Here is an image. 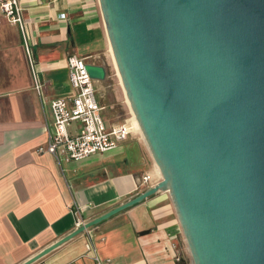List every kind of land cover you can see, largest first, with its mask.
<instances>
[{"label":"water","instance_id":"water-1","mask_svg":"<svg viewBox=\"0 0 264 264\" xmlns=\"http://www.w3.org/2000/svg\"><path fill=\"white\" fill-rule=\"evenodd\" d=\"M114 67L193 264H264V0H98ZM89 77L107 79L87 63ZM148 231H143L141 234Z\"/></svg>","mask_w":264,"mask_h":264},{"label":"crops","instance_id":"crops-1","mask_svg":"<svg viewBox=\"0 0 264 264\" xmlns=\"http://www.w3.org/2000/svg\"><path fill=\"white\" fill-rule=\"evenodd\" d=\"M19 2L41 90H35L23 46L13 60L0 57V264L23 263L78 223L135 196L148 187L141 184L144 175L161 180L136 133L116 149L79 161L58 162L38 152L53 121L51 102L73 95L66 58L116 71L98 0ZM0 22L21 39L16 26ZM176 245L184 248V235L169 194L158 191L31 264H178Z\"/></svg>","mask_w":264,"mask_h":264},{"label":"built area","instance_id":"built-area-1","mask_svg":"<svg viewBox=\"0 0 264 264\" xmlns=\"http://www.w3.org/2000/svg\"><path fill=\"white\" fill-rule=\"evenodd\" d=\"M22 11L19 0H0V19L3 18L18 28L34 87L39 93L41 85L32 62L31 43ZM86 64V59L76 55L66 58L68 82L73 95L68 99H56L51 102L53 121L48 128V140L37 149L38 152L51 154L58 162L79 161L95 153L116 149L127 136L137 132L128 124L127 120L130 118L117 126L105 124L102 115L104 108L96 97L98 82L89 77L85 69ZM73 122L78 123L74 131L70 128ZM141 184L151 186L155 183H152L150 175H144ZM178 260L180 259L177 256ZM107 262L108 260L101 263ZM186 264H193L190 258Z\"/></svg>","mask_w":264,"mask_h":264},{"label":"rangeland","instance_id":"rangeland-1","mask_svg":"<svg viewBox=\"0 0 264 264\" xmlns=\"http://www.w3.org/2000/svg\"><path fill=\"white\" fill-rule=\"evenodd\" d=\"M9 27L6 26V23L4 24L0 22V43L5 40V42H3L2 44L7 45L8 49L7 53H0V57L7 58L8 60H13L16 58V54L18 52H22L23 48L22 44H20L21 39L19 40V37L17 36L18 34L14 32L15 37H13L12 34L8 35ZM0 49L2 50L1 46ZM115 74L117 75V73H114L112 75V71H110L109 69L107 79L103 82L97 83L96 86V97L100 105L104 107L102 115L104 117V120L108 124H121L131 117V110L126 102L119 78ZM136 134H139L138 136L141 138L140 133L136 132ZM141 140L144 141L143 138H141ZM175 247L177 248L179 254L183 253L182 255H187L188 259L190 258L186 242L184 248H179L177 245Z\"/></svg>","mask_w":264,"mask_h":264},{"label":"bare ground","instance_id":"bare-ground-1","mask_svg":"<svg viewBox=\"0 0 264 264\" xmlns=\"http://www.w3.org/2000/svg\"><path fill=\"white\" fill-rule=\"evenodd\" d=\"M125 99H126V98H125ZM126 102H127V101H126ZM128 124L131 125L133 128H135L136 131H137L138 133H140L141 138H143V136H142V134H141V131H140V129H139L138 123H137V121H136V118L134 117V115H133L132 112H131V117H130V119L128 120ZM143 140H144V139H143Z\"/></svg>","mask_w":264,"mask_h":264},{"label":"trees","instance_id":"trees-1","mask_svg":"<svg viewBox=\"0 0 264 264\" xmlns=\"http://www.w3.org/2000/svg\"><path fill=\"white\" fill-rule=\"evenodd\" d=\"M178 257L180 259V260H178V264H186L187 263V261H188V258L187 257H185L182 254H179Z\"/></svg>","mask_w":264,"mask_h":264}]
</instances>
